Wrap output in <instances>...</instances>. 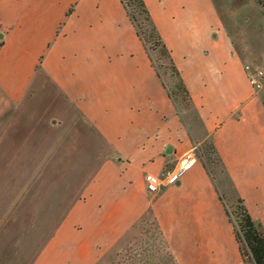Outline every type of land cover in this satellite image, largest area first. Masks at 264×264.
<instances>
[{
    "label": "crops",
    "instance_id": "obj_1",
    "mask_svg": "<svg viewBox=\"0 0 264 264\" xmlns=\"http://www.w3.org/2000/svg\"><path fill=\"white\" fill-rule=\"evenodd\" d=\"M145 2L235 197L264 228V91L248 79L251 58L216 0ZM0 42V88L13 100L31 89L39 106L86 121L104 153L84 197L31 264H97L148 214L167 243L159 264H242L227 197L121 0H0ZM187 155L197 160L179 182L147 190V172Z\"/></svg>",
    "mask_w": 264,
    "mask_h": 264
},
{
    "label": "rangeland",
    "instance_id": "obj_2",
    "mask_svg": "<svg viewBox=\"0 0 264 264\" xmlns=\"http://www.w3.org/2000/svg\"><path fill=\"white\" fill-rule=\"evenodd\" d=\"M216 4L237 38L238 50L251 58L253 68L264 71V6L257 0H216ZM135 13L150 35L136 7ZM148 46L163 78L176 90L168 61L152 39ZM33 97L30 89L25 98L13 100L0 88V264H31L73 203L84 197L104 156L93 148L95 139L86 121L48 110L47 104L39 106ZM175 98L197 140L198 158L201 153L211 156L206 162L236 219L235 192L216 153L207 154L211 138L184 94L175 92ZM170 167L171 163L165 168ZM163 235L157 219L148 214L117 245L105 249L97 264H159L169 256Z\"/></svg>",
    "mask_w": 264,
    "mask_h": 264
},
{
    "label": "trees",
    "instance_id": "obj_3",
    "mask_svg": "<svg viewBox=\"0 0 264 264\" xmlns=\"http://www.w3.org/2000/svg\"><path fill=\"white\" fill-rule=\"evenodd\" d=\"M121 1L124 4L129 17L137 30V34L139 38L142 40L143 44L145 45V48L147 49V52L149 53V56L151 58L153 66L155 67L157 71V74L163 81L164 85L167 87L169 96L176 103L175 92L176 93L181 92L184 94L186 100L189 102V106L193 107V102H192L190 91L184 81V78L179 68L177 67L175 63L171 49L165 43L161 33L159 32L152 18L151 12L145 0H121ZM257 1L258 3L264 6V0H257ZM135 7L139 9L140 14L143 16V19L145 21V25L149 27L150 35H147L145 33L144 27L139 22V19L135 13ZM151 39L154 41L156 49H158L161 55L168 61V65L171 68L175 78L177 79L176 85H175L176 90L172 89L169 86V84L165 81L161 72L159 71L158 65L156 64L155 60L153 59V56L150 53V47L148 46V44ZM197 117H198V114H197ZM211 151L216 153L217 158L219 162H221V165L223 167V171L225 172L227 176L229 184H231L232 186L231 179L223 166V162L221 160L220 155L218 154V151L214 145L212 138H211V146L207 154ZM206 158L211 159V156L207 157L205 153H201L199 155V159L203 163L204 167L207 169L209 174L213 177L211 170L209 169L208 164L206 162ZM235 198L237 202V205L234 211V214H236V219L233 218L232 216L233 212H231L229 208L227 207L225 196L221 194V199L223 200V202L225 203L227 207V212L229 214L230 221L233 223V226H234L235 237H236L237 242L239 243V249H240L242 261L244 262V264H264V228H262L261 225L258 224L254 220L243 198L241 197H235Z\"/></svg>",
    "mask_w": 264,
    "mask_h": 264
},
{
    "label": "built area",
    "instance_id": "obj_4",
    "mask_svg": "<svg viewBox=\"0 0 264 264\" xmlns=\"http://www.w3.org/2000/svg\"><path fill=\"white\" fill-rule=\"evenodd\" d=\"M248 79L257 91H264V71L253 68L250 64L245 66ZM194 155H187L180 160L174 168H165L161 173L147 172L145 174L146 188L151 193H158L169 185L176 184L181 177L196 163Z\"/></svg>",
    "mask_w": 264,
    "mask_h": 264
}]
</instances>
